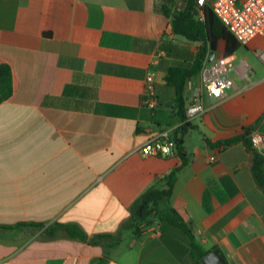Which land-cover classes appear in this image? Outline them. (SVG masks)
<instances>
[{"label": "crops", "instance_id": "1", "mask_svg": "<svg viewBox=\"0 0 264 264\" xmlns=\"http://www.w3.org/2000/svg\"><path fill=\"white\" fill-rule=\"evenodd\" d=\"M166 4L0 0V65L12 68L14 86L0 104V264H92L105 257L101 246L49 239L46 229L75 224L90 237L119 235L134 203L182 163L175 151L142 154L164 131L183 138L190 157L172 209L202 248L220 250L227 264H264V192L251 153L243 143L223 149L206 140L216 144L247 129L264 134V38L231 55L221 41L209 54L207 62L212 54L233 58L234 87L214 100L202 72L192 78L187 105L200 94L206 113L184 133L166 77L171 67L190 68L200 43L175 34L174 16L162 12ZM186 6L177 0L173 15ZM203 18L197 9L195 21ZM150 74L160 100L155 110L144 104ZM126 235L107 264H196L189 237L174 226L156 220L142 237Z\"/></svg>", "mask_w": 264, "mask_h": 264}, {"label": "trees", "instance_id": "2", "mask_svg": "<svg viewBox=\"0 0 264 264\" xmlns=\"http://www.w3.org/2000/svg\"><path fill=\"white\" fill-rule=\"evenodd\" d=\"M167 4L163 6L162 12L167 17H173L172 26L175 34L186 38L192 42L200 43L197 57L190 68L171 67L168 71L166 80L176 92L177 113L184 121L183 132L187 131L189 123L186 122V110L188 99L186 88L188 82L199 75L208 61L210 53H216L219 43H227L226 55H231L242 46L236 38L225 28L218 17L214 14L209 5L203 7V21H195L197 13V1L187 0V6L177 14L173 15V10L177 0H165ZM14 93L13 71L12 68L3 64L0 65V104L7 101ZM252 130L247 129L244 134L233 138L219 141L213 144L206 139L212 146L226 149L238 143H243L248 152L251 153V164L253 177L257 186L264 192V154L263 149L254 148L249 140ZM176 143V151L182 163L172 173L166 176L161 182L148 189L134 203L132 207L131 220L125 225L119 235H87L78 225H56L53 229H46V237L49 239L67 237L81 241L89 245L101 246L106 250L103 258L96 259L92 264H107L110 260L109 250L121 244L125 238H129L126 232H131L133 237L143 236L145 228L155 224L156 220L169 224L181 230L190 239L191 257L196 264H202L201 260L210 253L202 248L197 241L192 229L185 223L184 219L171 207L170 199L173 193L179 174L189 165L190 157L186 152L183 138L172 137ZM37 228H44L43 224H31Z\"/></svg>", "mask_w": 264, "mask_h": 264}, {"label": "built area", "instance_id": "3", "mask_svg": "<svg viewBox=\"0 0 264 264\" xmlns=\"http://www.w3.org/2000/svg\"><path fill=\"white\" fill-rule=\"evenodd\" d=\"M209 5L225 28L236 38L241 46H247L255 38H264V0H198L197 9L201 16L204 15L203 7ZM264 64V51L258 53ZM235 69L232 57L214 59L207 62L202 71L203 88L214 100L225 97L226 92L234 87L231 73ZM246 76L248 73L246 72ZM144 104L155 110L159 107L160 100L156 92L154 78L150 74L146 78ZM206 109L201 101L200 94H196L186 110V122L196 116H202ZM249 140L254 148L264 149V134L253 132ZM176 152V143L168 131L160 132L150 137L142 147L144 156L170 155ZM214 157L211 161H215Z\"/></svg>", "mask_w": 264, "mask_h": 264}, {"label": "water", "instance_id": "4", "mask_svg": "<svg viewBox=\"0 0 264 264\" xmlns=\"http://www.w3.org/2000/svg\"><path fill=\"white\" fill-rule=\"evenodd\" d=\"M214 54L211 55L210 60H212ZM264 154V150H263ZM202 264H227L223 256L221 255L220 250H215L208 255H206L202 260Z\"/></svg>", "mask_w": 264, "mask_h": 264}, {"label": "rangeland", "instance_id": "5", "mask_svg": "<svg viewBox=\"0 0 264 264\" xmlns=\"http://www.w3.org/2000/svg\"><path fill=\"white\" fill-rule=\"evenodd\" d=\"M259 69L260 70H264V67H263V64L262 63L260 64Z\"/></svg>", "mask_w": 264, "mask_h": 264}]
</instances>
